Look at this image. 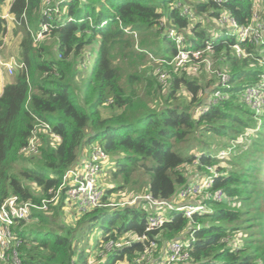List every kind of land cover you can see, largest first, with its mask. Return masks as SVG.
I'll return each mask as SVG.
<instances>
[{
    "label": "trees",
    "instance_id": "trees-1",
    "mask_svg": "<svg viewBox=\"0 0 264 264\" xmlns=\"http://www.w3.org/2000/svg\"><path fill=\"white\" fill-rule=\"evenodd\" d=\"M255 2L68 0L60 4V13L49 29L56 41L50 50L44 44H34L29 29L30 23L44 19L41 0L12 1L9 11L23 32V66L16 69L14 80L6 83L0 94V205L11 194L40 202L94 144L108 156L98 178L105 202L109 193L130 184L136 171L148 176L145 193L174 202L178 190L208 173L205 166H210L216 170L212 189H220L234 203L204 200L205 210L191 217L173 208L160 227L145 232L146 217L153 209L142 207L144 201L81 212L64 203L62 189L58 202L49 207L54 206L56 213L63 206L71 208L75 223L63 232L37 228L26 231L21 220L14 229L21 239L22 264H136L150 240L157 244L152 255L156 258L164 243L186 235L187 230L193 232L190 264H264V230L259 229L264 221V113L262 126H258L257 136L246 141L247 147L233 154L232 144L220 149L228 152L225 166L219 163L222 157L211 154L217 145L198 143L199 149L194 152L185 146L191 138L195 141L202 135H220L230 141L253 124L257 128L253 110L240 93L264 74V41H238L250 54L238 57L231 47L237 41L232 31L220 24L211 31L200 19L208 16L218 20L222 12H227L238 25H247L252 22ZM185 6L191 10L188 14L182 12ZM67 16L73 20L62 21ZM153 28L157 38L149 40L141 35L135 47L133 34L152 33ZM168 28L184 35L185 47L205 49L204 56L222 64L217 68L229 72L228 87L222 86L214 73L208 72L211 77L206 83L189 75L187 69L195 65L191 62L178 68L169 64L176 47L166 33ZM5 32L6 21L0 16V44ZM95 41L98 46L81 97L77 98L74 63L76 57H81V64L86 63L88 56L82 51ZM150 52L160 61L156 64L151 60L146 74L139 63ZM156 67H162L157 68V77L151 75ZM162 72L165 76L160 82L158 75ZM137 80V85L145 89L144 97L136 88ZM215 89L224 91L226 98L202 110ZM181 90L186 91L188 100L174 103ZM35 117L47 122L60 140L54 143L50 133L38 132V153L31 158L20 150L32 134ZM24 158H29V165L15 172L14 164ZM106 170L115 183L113 188L100 182ZM47 213L32 212L31 219L40 224L48 222ZM254 224L256 229L250 231L244 245L235 249L225 242L231 232ZM143 233L146 238L140 241L106 248L109 241Z\"/></svg>",
    "mask_w": 264,
    "mask_h": 264
},
{
    "label": "built area",
    "instance_id": "built-area-1",
    "mask_svg": "<svg viewBox=\"0 0 264 264\" xmlns=\"http://www.w3.org/2000/svg\"><path fill=\"white\" fill-rule=\"evenodd\" d=\"M68 0H41L42 14L44 19L40 21L39 30L32 35L35 41L41 40L49 35V29L53 23L55 17H58L60 13V4ZM183 13H189L185 7L182 8ZM193 14L190 13L189 16ZM193 17V16H192ZM2 18L6 19L7 15H3ZM21 19L25 21V15H21ZM71 21V16L65 17L62 21ZM19 24V21L15 19ZM219 24L221 27H225L228 30L235 31L237 33L236 42L232 44V50L234 53L240 56L250 55L247 53L238 41L249 42H262L264 41V22L257 14L256 6L253 13L252 22L247 25H238L233 17L227 12H222L219 15ZM168 37L172 38L176 52L171 57L169 64L175 68L183 66L185 63H193L194 66L202 64L207 72L217 74L219 77V83L228 87L229 72L221 71L218 68L209 67V57L204 56L205 49H191L184 45V35L181 32H176L174 28L166 29ZM207 50H210V46H206ZM194 60V61H193ZM23 66L22 62L16 61L13 57L5 60L0 57V70L4 68L9 75L13 74L14 67ZM196 69V68H195ZM164 73L160 74L163 78ZM226 93L221 89H215L211 95L207 97L206 104L201 107L202 110L208 109L210 105L226 98ZM244 103L249 105L254 113L256 121H260L261 115L264 113V74H260L258 80L246 86L240 93ZM35 123L32 129V134L26 145L21 147L20 152L23 154L33 155L38 153L37 148V133L46 132L50 133L52 141L55 143L60 140L59 136L51 132L50 125L35 117ZM260 122L257 124V128ZM255 129V128H254ZM228 152L220 150L216 156L223 157ZM108 156L101 146L94 144L91 146L86 155H84L75 165L71 166L65 171L62 176V181L59 186L54 189L48 190V196L35 202L30 199L21 200L18 195L11 194L5 198L0 205V261L2 264H22L21 256L19 254V246L21 239L15 232L16 224L21 220H27L32 212L46 211L51 204H56L61 194V190L64 189L63 200L64 203L72 206L77 211L86 212L99 206H114L117 203L112 200L105 202L104 189L98 184V178L102 174ZM208 173L201 174L199 178L194 180L193 183L180 188L178 190V197L173 202L163 199L154 198L151 193L144 192L133 196V198L127 202V204H137L140 201H144L142 207L146 209H153L148 213L145 223V232H149L160 227L167 220V213L177 208L182 210L186 217H191L193 213H202L207 206L204 200H215L217 202L230 203L229 197H225L220 189H212L216 170L214 167L205 166ZM183 199V200H182ZM182 200V202H180ZM232 203V202H231ZM234 205V203H232ZM186 235L175 238L163 244L161 250H159L158 256L153 258V252L156 250L155 240H150V246L145 249L135 261L139 264H190V251L192 248L193 232L186 231ZM146 238V234L133 235L123 237L117 242H107L106 248L110 249L114 246L120 247L124 244H131L135 241H140ZM237 237L227 236L224 240L228 246L232 248L240 247L237 242ZM157 251V250H156Z\"/></svg>",
    "mask_w": 264,
    "mask_h": 264
},
{
    "label": "rangeland",
    "instance_id": "rangeland-1",
    "mask_svg": "<svg viewBox=\"0 0 264 264\" xmlns=\"http://www.w3.org/2000/svg\"><path fill=\"white\" fill-rule=\"evenodd\" d=\"M188 1L192 2L195 0H188ZM255 6H256V10L258 12L257 13L258 16L264 22V0H256ZM200 19L202 20L203 25L207 26V28H210L211 31H214L215 29H217L219 27L218 20L211 19L208 16H202V18H200ZM29 25H30L29 29L33 34H35L39 30L38 23L33 22V23H30ZM16 30H17L16 32H18V31L20 32V33L18 32L19 35L20 34L22 35V33H23L22 27L19 26ZM150 31L152 33L147 32L145 34H139V33L133 34L134 46L135 47L137 46L138 41L141 38V35H144L149 40H152V39L155 40L157 38V31L155 30V28L151 29ZM185 32L190 33L188 30H186ZM232 33L237 37V33L234 30L232 31ZM33 41H34V44H36V45L44 44V46L49 47L50 50L55 48L56 41L52 36H50L48 38L44 37L38 41H35L33 39ZM97 46H98V41H95L91 45L86 46L83 49L82 55L88 56L86 63L81 64V62H82V61H80L81 57H76V62L74 63L75 64V70H76L75 71L74 84L77 88H79V92H76L77 98L81 97L83 81H84L85 76L88 73L89 66L91 65V59L95 54ZM260 54H261V51H260ZM10 55L13 56L16 61H18V62L20 61V49H19V45H17V43L14 44V48L10 51ZM146 55L147 56L144 57L141 60V62L139 63V68H141L142 70L143 69L146 70V74H149L148 69H150V67H148V66L151 65V60H153V62L157 64V62H159L160 59H158V57H159L158 55H154L151 52L146 53ZM208 62H209L210 68H217V67H219L218 64H220L218 62L216 63L215 61L213 63L211 58H209ZM220 65H222V64H220ZM17 68L18 67H14V71H13L14 73L9 78L10 82H12L14 80V76H15V72H16ZM157 68L162 69V67H156L155 72H154V68H153L151 75H154L157 77V75H156V73H158ZM127 71H129V70H127ZM124 73H126V71H124L123 74ZM187 73L189 75H191L192 77L198 78L200 81H203L205 83L207 80H210L209 78L211 77V75L206 71L205 67L202 64H199L197 66H193L191 69H187ZM124 78H125V75H124ZM158 78H159V81L162 79L160 77V75H158ZM158 78H157V80H158ZM7 80L8 79H6V81ZM138 83H139V80H137L136 85ZM209 84H211V82H209ZM3 85H4V81H0V89H1V87H3ZM136 88L138 90H140V94L144 97L145 89H143L139 85H137ZM162 91L165 92V91H167V89H164ZM177 96H178V98L173 101L174 103H178V102L180 103L181 101H183L182 99L188 100L187 93L184 90H181ZM157 101L160 102V99L158 96H157ZM104 113H105V111H104ZM262 117H260V121H258V122L255 120L256 126L259 122H260V124H262L263 121H261V119L263 120V118H264V117L263 118ZM260 124H259V127L262 126ZM253 127H254V124L252 125V127L250 126V128H246L244 130L245 134H241L236 139H230V141L227 140L223 136L211 134V135H208L209 138L207 136L202 135V136H200L201 138H198L195 141H194V139L191 138L190 142L185 143V146L189 145L188 147H189V149H191L190 152H192V151L194 152V151L199 149L200 143L201 144L210 143V144H212V146L217 145L216 147L213 148L212 153H211L212 155H216L219 152V150L224 149V145H226L227 148L232 147V148H230V150L231 149L233 150L231 152L232 154L237 153L241 147H247L246 141H249L250 138H253V136H257L258 129L257 128L254 129ZM198 136H199V134H198ZM229 144H232L233 146L228 147ZM241 150H242V148H241ZM27 157L32 158V156H30V155H28ZM28 159L29 158H24V159L19 160L17 163H15L14 164L15 172L21 166L29 165ZM224 159H226V155L222 157L221 161L219 162L220 165L222 164L223 166H225V164H223ZM147 177L148 176L145 173H143L142 171L134 172L133 176H132L131 183L123 186L122 189H118V190H115V191H112L111 193H109L108 194V199H109L108 201L112 200L114 203H117V205H120V206L121 205H124V206L129 205V204H127V202L130 201L133 198V196H135L137 194H141L144 192ZM100 182L103 184V186L108 185V187H110V188L115 187V183L113 181H110V175H109L107 170L104 173V175H102V177L100 178ZM240 203H241V201H238V205H240ZM132 204H134V203H132ZM55 206H57V205H55ZM120 206H117V207H120ZM53 207L54 206H51L48 209L49 213H47V216H46L48 219V222H43L42 224H40L39 221L37 222V220L31 219V216H30L27 220H24V226H25L24 229L27 231V228H33V230H34V228H37V229H49V230H55V231H62L63 232L65 227L71 226L75 223L76 216L71 211V208L63 206L62 208H60L59 213H56V212H54ZM110 208H115V206L110 207ZM52 210H53V213H52ZM255 227H256V224H254L249 229H243V228L237 229V230L231 232L229 236L237 237L236 238L237 242L240 244V246H242V245H244V240L247 237V235H249L251 230L256 229ZM259 229L261 231L264 230V221L262 222L261 225H259ZM120 264H126V262L121 261ZM137 264H139V263H137Z\"/></svg>",
    "mask_w": 264,
    "mask_h": 264
},
{
    "label": "crops",
    "instance_id": "crops-1",
    "mask_svg": "<svg viewBox=\"0 0 264 264\" xmlns=\"http://www.w3.org/2000/svg\"><path fill=\"white\" fill-rule=\"evenodd\" d=\"M13 0H4L2 3H0V16L2 17L3 15H7V18L5 19L6 21V32L2 35L1 37V44H0V57L8 60L10 59L11 56L10 55V51L14 48V44L17 43V45H19V49H20V41L22 38V35L20 36L18 32H16L17 28L20 26L16 21H15V16L13 14L10 13L9 9H10V5L12 3ZM36 23H38V25L40 24L39 21H37ZM31 35H33V33L31 32ZM49 36L45 37L48 38ZM14 58V57H13ZM12 75V74H11ZM6 71H4V68L2 70H0V81H4V85L6 83H9L10 80V76ZM6 79H8L6 81ZM3 85V86H4ZM3 87H1L0 89V94L2 92Z\"/></svg>",
    "mask_w": 264,
    "mask_h": 264
},
{
    "label": "clouds",
    "instance_id": "clouds-1",
    "mask_svg": "<svg viewBox=\"0 0 264 264\" xmlns=\"http://www.w3.org/2000/svg\"><path fill=\"white\" fill-rule=\"evenodd\" d=\"M258 129V128H257Z\"/></svg>",
    "mask_w": 264,
    "mask_h": 264
},
{
    "label": "water",
    "instance_id": "water-1",
    "mask_svg": "<svg viewBox=\"0 0 264 264\" xmlns=\"http://www.w3.org/2000/svg\"><path fill=\"white\" fill-rule=\"evenodd\" d=\"M179 238V237H178Z\"/></svg>",
    "mask_w": 264,
    "mask_h": 264
}]
</instances>
